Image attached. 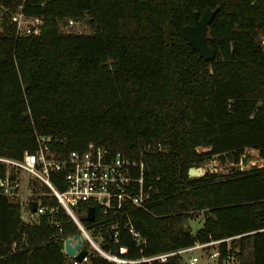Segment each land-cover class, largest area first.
I'll list each match as a JSON object with an SVG mask.
<instances>
[{"label": "trees", "instance_id": "obj_1", "mask_svg": "<svg viewBox=\"0 0 264 264\" xmlns=\"http://www.w3.org/2000/svg\"><path fill=\"white\" fill-rule=\"evenodd\" d=\"M217 6L209 24L216 55L206 61L181 30ZM0 11V156L22 158L41 135L58 157L89 142L134 156L159 141L165 150L144 158L158 193L130 215L146 244L141 251L122 230L115 245L105 232V247L125 245L136 259L242 234L239 264H264V166L189 175L206 157L238 163L253 148L264 158V0H0ZM18 11L42 19L38 35L17 34ZM71 17L92 33L63 32ZM199 210L204 222L192 233L186 221ZM59 217L63 234L74 232ZM54 232L46 216L23 221L0 188V264H66Z\"/></svg>", "mask_w": 264, "mask_h": 264}, {"label": "built area", "instance_id": "obj_2", "mask_svg": "<svg viewBox=\"0 0 264 264\" xmlns=\"http://www.w3.org/2000/svg\"><path fill=\"white\" fill-rule=\"evenodd\" d=\"M11 19L20 36L40 33L42 19L39 17H29L18 11ZM78 22L83 21L68 18L70 26ZM261 42L264 44V37ZM52 145L51 136L41 135L37 138V148L25 151L22 158L0 156V164L4 168L0 176V188L10 201L20 206L21 218L26 223H37L41 216H46L48 224L55 228L53 238L62 244L66 264H92V256L113 264H168L176 255L182 256V264H197L199 256L193 253L197 250L202 251L213 264L240 263L239 246L235 241L242 234L195 241L188 247L143 255L136 259L127 256L128 247L125 245H118L116 249L105 247V232H108L109 240L115 245L121 241L122 230L136 242L141 251L146 244V238L134 227L130 215L138 209L148 210L158 193L156 182L160 178L146 175L144 158L148 153L164 151L161 142H143L134 156L121 151L113 153L102 144L89 142L84 150H72L66 156L58 157ZM23 178L27 181L24 186ZM23 190L26 194H23ZM33 201H36L35 211H32ZM90 207L94 208L93 221L87 220ZM61 214L66 215L75 226L74 232L63 234ZM85 219L90 225L85 223ZM77 235L83 241L81 248L85 247L92 253L80 261L75 256H69L64 246L67 238H71V244H75ZM223 243L225 254L221 257ZM187 253L191 255L184 259L183 255Z\"/></svg>", "mask_w": 264, "mask_h": 264}, {"label": "water", "instance_id": "obj_3", "mask_svg": "<svg viewBox=\"0 0 264 264\" xmlns=\"http://www.w3.org/2000/svg\"><path fill=\"white\" fill-rule=\"evenodd\" d=\"M219 11V7L217 6L214 9L207 7L201 14L198 11L194 13V21L191 24H187L182 27V36L191 45L195 50L198 51L199 56L206 60L210 61L215 58V49L209 44V24L212 19ZM205 172L203 168L198 166H192L189 168V175L191 177H199L202 176ZM36 210V201L32 202V211ZM88 221L94 220V208L90 207L87 215ZM77 242L75 244H71L72 239L67 238L65 240L64 246L65 251L69 256H75L77 260H82L86 255H92L91 252L83 245V241L79 235L75 236ZM80 249V250H79ZM79 252L77 253V251ZM77 253V254H76ZM183 264H188L184 262Z\"/></svg>", "mask_w": 264, "mask_h": 264}, {"label": "rangeland", "instance_id": "obj_4", "mask_svg": "<svg viewBox=\"0 0 264 264\" xmlns=\"http://www.w3.org/2000/svg\"><path fill=\"white\" fill-rule=\"evenodd\" d=\"M1 16V11H0ZM73 18V17H71ZM61 30L65 33H80V34H89L92 33L93 29L86 22H78L74 25H65L61 27ZM207 150V148L201 149L199 151ZM203 168V171L210 172H220L223 174H229L235 172L237 170H248L252 167H263L264 166V158L259 156V153L256 149L246 148L241 154V159L238 163L231 162L228 157L225 159L219 156L206 157L205 160L198 165ZM195 166V167H198ZM27 183L26 178L22 179V185L24 186ZM23 194H26V191L23 190ZM206 212L203 210L192 211L190 217L186 221V226L189 227L192 231H197L202 227L204 222V217ZM248 250H246L245 254H247ZM194 254L199 256V262L197 264H213L211 261H208L204 255V253L200 250L194 251ZM190 253L184 254V259H187L190 256Z\"/></svg>", "mask_w": 264, "mask_h": 264}]
</instances>
